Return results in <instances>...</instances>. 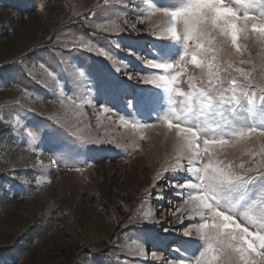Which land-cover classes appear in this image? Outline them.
I'll list each match as a JSON object with an SVG mask.
<instances>
[{
  "label": "rangeland",
  "instance_id": "obj_1",
  "mask_svg": "<svg viewBox=\"0 0 264 264\" xmlns=\"http://www.w3.org/2000/svg\"><path fill=\"white\" fill-rule=\"evenodd\" d=\"M188 2L191 8L176 24L179 36L172 39L170 18L154 8ZM225 3L241 17L222 0H0V264H195V258L200 264H239L222 253L198 256L207 245L182 235L179 221L190 227L191 213L179 189L165 188L163 199H156L168 181L184 183L185 174L168 173L149 191L155 173L180 155L164 117L172 108L180 112L183 97L175 94L173 105L164 88L128 76L166 75L144 60L174 63L182 55L168 72L184 69L177 83L184 92L190 90L188 76L205 78L202 71L238 80L251 74L252 96L223 113L237 128L257 129L224 149L233 164L245 163L253 169L248 175L257 177L246 186L243 210L264 184V29H252L264 19L242 15L259 19L264 0ZM208 29L219 44L207 49L201 71L191 58L205 59L199 50ZM214 57L219 59L210 69ZM188 119L190 126H207L213 118L205 109ZM215 119L224 123L219 115ZM30 130L38 137L34 144ZM194 147L203 150V138ZM261 211L264 200H257L253 213ZM145 212L158 222L143 223Z\"/></svg>",
  "mask_w": 264,
  "mask_h": 264
},
{
  "label": "snow or ice",
  "instance_id": "obj_2",
  "mask_svg": "<svg viewBox=\"0 0 264 264\" xmlns=\"http://www.w3.org/2000/svg\"><path fill=\"white\" fill-rule=\"evenodd\" d=\"M107 2L108 0H105V3ZM222 6L234 12L235 17H241L240 11L225 3V0H222ZM41 8H43V5H41ZM190 8L191 3L188 2L180 8L157 7L154 8V12L160 13L162 17L170 18L171 26L167 27L166 31L170 38L177 39L179 33L176 24L178 21L180 22L181 17L186 15ZM242 17L245 20H260L264 19V12L260 13L259 19L249 12H244ZM131 27L133 31H136L135 25ZM237 27L239 28V25ZM252 29L253 31L264 29V25L254 24ZM117 30L120 33L124 31L118 25ZM189 36L191 37V33H189ZM205 36L207 37L205 47L199 50L201 55L204 54L202 56L205 59L198 60L196 55L191 58L193 64L200 65L201 71L207 58V49L213 48L214 43L219 44V39L213 42L211 29L205 32ZM89 51L92 52L93 49L89 48ZM97 51L101 56H108L103 48ZM225 54L227 55V52ZM181 57L174 63L179 64L180 60L184 58ZM217 59L219 58L214 57L211 62H207L210 69ZM201 61L204 63H201ZM144 63L150 68L164 69L166 75L135 76L129 73V79H138L164 88L172 95L173 105L177 103L174 98L175 94L178 93L180 97H183L179 101L182 105L180 112L177 113L175 108H172L164 117L167 128L175 134L173 139L179 146L180 155L177 156L170 167L162 168V170L155 173L149 191L156 189L159 182L168 173L179 172L185 174L188 179L184 183L175 180L168 181L156 193V199H163L162 193L165 188L179 189L182 196H186L185 204L190 205L188 210L191 215L188 221L191 222V226L189 227V223L186 224L182 219L179 223L184 225L182 235L185 237H198L207 245L204 251L199 252L198 256L204 257L207 252L222 253L228 258L237 257L239 264H264V211L259 214L253 213L256 201L264 200V184L258 188L247 206L240 210L241 202L247 197L246 186L257 177L248 175L253 169L246 167L245 163L233 164L228 159V153L224 151L226 146L234 145L237 140H242L247 134L257 131L255 126L246 129L243 127L237 128L223 117L224 112L237 110L238 105H242L252 96L255 85L251 74L246 72L244 75L248 78L238 80L231 73L226 72L225 75L221 76L215 74L212 70H208L206 74L202 71L205 78L188 76L187 82L190 90L184 92L177 87L178 76L184 69L177 71L176 75H171L168 70L173 69L174 63L158 64L147 59L144 60ZM240 71L242 70L237 69V72ZM80 75H84L82 70ZM260 95L261 105H264V88H261ZM61 103L63 104V100H61ZM205 109L207 114L213 118L212 122L207 126L199 124L190 126L188 119L190 114ZM104 110L109 111L108 108ZM217 115L224 121L223 124L215 119ZM120 120L124 121V117L121 116ZM55 123L63 128L59 121H55ZM260 135L264 136V129H261ZM27 136L30 138L31 144H34L38 139L36 133L31 130L27 132ZM201 138H203V150L194 147L200 144ZM185 155L187 162L183 163L182 160ZM197 162H199V166H196ZM53 163H56V161H53ZM237 167L242 171H236ZM259 167L264 168V164H260ZM80 170V168H76V171L79 172ZM260 175L264 177V173ZM193 217H199L204 222L194 223L192 222ZM209 217L211 222H208ZM141 220L143 223L158 222L152 212H145ZM245 221L249 226H242ZM250 227L254 230L250 231ZM152 255L155 256L156 253L154 252ZM212 259L216 260V255H213ZM161 260H163V257H161ZM165 264H185V262L169 260ZM195 264H200L199 258H195Z\"/></svg>",
  "mask_w": 264,
  "mask_h": 264
}]
</instances>
